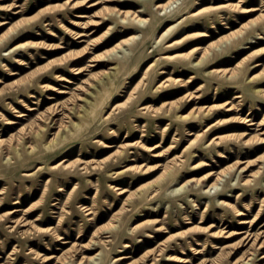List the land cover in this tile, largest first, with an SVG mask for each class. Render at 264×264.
<instances>
[{"label":"rangeland","instance_id":"rangeland-1","mask_svg":"<svg viewBox=\"0 0 264 264\" xmlns=\"http://www.w3.org/2000/svg\"><path fill=\"white\" fill-rule=\"evenodd\" d=\"M154 1L0 0V264H60L61 260L78 264L82 257H95L93 264H231L254 248L247 241H238L241 234L225 237L226 232L251 229L264 239V125L255 131L257 127L242 122L246 117L256 123L264 118V96L253 92L257 84L264 89V77L243 82L263 71L264 16L258 20L259 33L249 29L237 43H228L218 56L210 57L218 63L202 71L173 75L167 59L151 65L165 51L154 43L153 28L159 23L151 6ZM226 1L201 3L198 8L206 11L195 22H207L208 17L220 13L231 23L230 29H219V34L202 40L198 36L204 28L186 31L182 35L189 36L174 52L205 45L259 16L262 10L260 0H245L243 7L259 9L246 15L212 9ZM91 3L96 4L87 8ZM136 8L143 10L146 23L136 25L130 22L131 17L122 23L118 10ZM97 20L104 24L91 25ZM93 29L97 31L88 37L94 40L90 54L81 60L85 43L79 42L76 34ZM207 30L212 31L209 25ZM129 37L134 38L124 46L128 55L104 113L116 104L117 108L106 120L97 117L78 131L68 128L65 141L46 150L44 143L50 134L59 123L69 120L62 113L83 103L81 99L93 82L88 70L76 74L72 67H85L91 63L87 61L90 57L104 54ZM18 44L23 46L11 50ZM256 62L261 65L253 66ZM108 66L95 67L92 72L101 73ZM216 68H235L238 74L228 78L203 72ZM163 70L166 73H160ZM167 77L182 81L155 89ZM60 90L66 93L58 94ZM186 92L199 97L188 100L183 97ZM169 102L174 103L172 113L165 111ZM144 104L153 112L141 113ZM227 104L236 105V109L226 112ZM54 105L63 106L62 110L49 131L34 139L35 149L30 152L22 142L15 152L17 139L42 126ZM28 107L35 110L27 111ZM193 107L199 109L195 118L188 122L175 118V113L186 115ZM206 108L210 112L204 115ZM21 113L26 116L17 117ZM244 131L252 141L243 143L240 135ZM197 134L201 135L196 142L186 148ZM110 143L114 147L106 148ZM153 152L159 156L153 157ZM172 159L174 164H169ZM166 164L170 166L164 173L162 165ZM233 165L239 168L231 169ZM242 167L246 172H240ZM221 169L228 172L226 177L217 189L205 193L204 176ZM173 179L174 189L188 183L172 192ZM110 184L124 193L119 195ZM159 188V194L151 198ZM127 196L129 201H125ZM219 199L229 206L221 205ZM83 207L90 209V215ZM16 209L19 211L10 214ZM237 212L245 215L238 217ZM140 213L144 215L137 217ZM18 217L25 219L26 225L15 226L13 220ZM242 221L248 223L239 224ZM141 222L144 225L133 230ZM160 226L164 232L155 231ZM198 227L201 229L194 231ZM207 227L225 232L212 238ZM147 239L151 242L146 243ZM256 252L245 264H264L260 259L264 248ZM120 257L124 258L115 261Z\"/></svg>","mask_w":264,"mask_h":264},{"label":"bare ground","instance_id":"bare-ground-1","mask_svg":"<svg viewBox=\"0 0 264 264\" xmlns=\"http://www.w3.org/2000/svg\"><path fill=\"white\" fill-rule=\"evenodd\" d=\"M205 1H210V0H155L151 6L153 8H155V13L156 15L159 16L158 18V26H155L153 28V33L156 34V40H155V44H160L162 46V48L165 49V51L163 52V54H158V56L154 59L153 64L157 63L160 59H167L168 63H167V67H172V71L171 74L173 75H181L182 73L188 72V71H198V70H204L205 68H207L209 65L218 63L217 61L211 62L210 57H216L219 54V50L222 49L225 45L226 48H228V43L230 44H235L237 43V40L239 41L240 35L246 31H248L249 29H257L256 31H260V29L257 28L258 25V20L259 18L262 17V15L264 16V13H262V11L264 10V0H260V3L262 6V10L259 16L253 17L248 19L247 21H245L244 23H242L239 28L234 29L232 31H229L225 34H220L216 39L208 42L205 45H195L193 46L189 51H186L184 53H180V52H174L177 51V49L181 48L185 42V40L187 39V35H182V33H185L186 31H189L191 29H195V28H204L206 31L201 32V34H199V38L200 40L202 39H210L212 38L214 35H217L220 33V31L224 30V29H230V27L228 25H231V23L228 24L227 17L224 14H214L215 16H210L208 17V21H202L201 23L199 22H195L197 20L200 19V16L202 14H204V12L206 11L205 8H198V6L205 2ZM226 1V0H225ZM247 3V1L245 0H237L236 3H230L228 0L226 1V3L219 5V6H212V9H215L216 11H218L219 9H227L230 10L231 12H235L241 15H246L249 14L253 11H257L259 10L258 8L254 7V6H250V7H243L242 5ZM96 3H91L89 5H87V8L92 7L93 5H95ZM18 11H14L13 13H17ZM120 17L122 18V23L126 22L127 17H131L130 18V22H133L136 25H144V23H146L147 19L144 18V12L141 9H133V10H123L121 11L120 9L118 10ZM82 17H84V15H81ZM235 16V15H234ZM106 20V19H105ZM186 23H190L189 25ZM104 22L102 20H97L95 23L91 24L93 26H97L100 27L101 25H103ZM220 24V25H218ZM207 25V26H206ZM208 25L211 28V32H208ZM261 28H264V24L263 26H261ZM110 29V25L107 27V31H109ZM220 29V31H219ZM97 31V29H93L91 30L88 34L85 32H77L76 34V38L79 40V42L81 43H85V46L83 48V52L80 53L81 56V60H83V58L85 56H87L90 50V45L93 44L92 39H88L89 35L95 33ZM134 37H129V39H123L121 41H119L118 43H116L112 48L108 49L105 51L104 54H100V55H95L89 58V62L85 67H72L73 70H75L76 74L79 73H83L82 71L84 70H88L89 77L93 78V82L90 83L88 86L89 88L87 89V92H85V97L81 99V103L79 106L77 105H73L70 107V109H67V113H62L63 118H67L69 120H67V122H62L59 123L58 126L56 127V131L53 134H50L52 137L49 140H46L44 143V147L46 150H52L55 147H58L60 144H62L65 139H66V131L67 129H71L74 128L77 131L80 130L83 126H87L89 124L92 123V121L95 118H99L98 120H106L107 118H109V116L111 115V112L117 108V104L114 105L112 108V110L107 114H105V102L108 98H110L112 96V93L116 90V83H117V79H118V75H119V70H120V66L121 64L125 63L126 59V55H128V50L126 48H124V46ZM242 42H239V45H242ZM22 44H18L15 45L14 47L11 48V50H16L19 47H22ZM249 47H246V49ZM238 49H245V48H238ZM171 52V53H169ZM174 52V53H173ZM6 53V52H5ZM8 53V52H7ZM86 53V54H84ZM79 59V60H80ZM177 60V61H176ZM225 62V61H224ZM243 62L239 61L236 64V68L239 66V64H241ZM181 63V66H175L177 64ZM109 66L102 70L101 73L99 72H92V69L95 67H99V66ZM252 64V63H251ZM250 64V65H251ZM249 65V66H250ZM261 64L256 62L255 65L253 66H260ZM165 67V68H167ZM188 67V68H187ZM88 68V69H87ZM191 70H190V69ZM251 67H249L250 69ZM193 69V70H192ZM167 70V69H165ZM163 70L160 73H166V71ZM206 72L207 74L212 73V74H220L221 76H228V78H233L235 77L238 72L236 71L235 68H216V69H211L209 71H203ZM264 77V67H263V71L261 74H256L250 78H247L246 80H244L243 82L245 83L246 81H253L254 79L257 78H263ZM143 79V77H141V79L139 80L138 84L140 83V81ZM181 79L178 77H167L161 81H159L155 87V89H160L162 87H165L168 83L170 82H177V83H181ZM137 86V85H136ZM136 86L134 88H132V90L129 92V97L132 95V91L136 89ZM253 92L257 93V94H261L264 96V89H262L260 87L259 84H257L256 86H253ZM58 94H62V93H66V91L64 90H60L57 92ZM183 97L188 98V100H193V99H197L199 96L197 95H193L191 92H186ZM240 97V96H237ZM173 104L172 102H169L168 104H166L167 108H166V112L167 113H172V108H173ZM54 105L53 108H51V110L49 111V117L47 118V120L41 121L43 122L42 126H38L35 129H32L31 131H28L26 133H24L23 135L20 136V138H18L16 141V143L13 146V150L15 152L18 151V146L20 145V143L23 142L24 146L28 149H30L29 151L32 152L35 148L34 146H32V142L34 141V139H36L37 137H39L43 132L47 133V131H49V127L51 123H53L54 117L55 115H57V112L62 110L61 105ZM60 108V109H58ZM27 111H34L35 108L33 107H28ZM236 109V105L234 104H227L225 111L229 112L232 110ZM141 113H148V112H153L152 109L150 108L149 105H142L140 107ZM204 111V115L208 114L210 112V108H206L203 110ZM199 113V109L196 107H193L189 113H187L186 115H182L179 113H175V118L177 120L180 121H187L190 120L191 118H195L196 115H198ZM251 113L249 112L248 115H250ZM43 115V114H42ZM23 116H26L25 113H21L18 114L17 117L21 118ZM41 116V114H39V117ZM48 116V115H47ZM38 117V116H37ZM43 117V116H42ZM38 119V118H37ZM58 119V118H56ZM244 120H242V122H244L246 124V126H255V128L257 127V129H255V131H260V127L264 125V118L259 121L258 123L254 122L253 119H248L243 118ZM74 120H77L76 122ZM61 121V120H60ZM218 121L216 120L215 123H217ZM215 123H213L212 125H214ZM5 124L9 125V122H6ZM54 125V124H53ZM57 125V124H56ZM54 128V127H53ZM52 129V128H51ZM262 134L264 133L261 132ZM188 134H190L188 132ZM191 135V134H190ZM201 134H197L195 135V138L193 141H190L189 144L186 146V148H190L195 142L196 140L199 138ZM247 135H249V133H246L245 131L240 135L243 139V143H248L250 141H252L251 137L247 138ZM49 136H46V138L48 139ZM218 136L214 137L213 139H211V141L208 143L209 145L215 140L217 139ZM261 143H264L261 142ZM125 145H129V144H125ZM106 148H113L114 146L110 143V144H106L105 146ZM155 147V146H154ZM157 147V146H156ZM153 149V147L151 148ZM131 153V152H130ZM153 157H158L159 155L156 152H153ZM8 159V158H7ZM172 161V162H171ZM169 161V164H174L173 163V159ZM59 164L56 165H52L51 168L54 169L56 168ZM169 164L166 165H162L163 171L164 173L168 172V168H169ZM169 165V166H168ZM161 166V165H160ZM194 167H197V165H194ZM231 169L235 168V165L230 167ZM239 167L235 168L238 169ZM128 167L125 169L127 170ZM240 172H246L245 168H241ZM228 172L226 170H219V171H211L209 173H207L204 176V189H205V193H211V190L213 189H217L218 185L223 181V177H226L225 175ZM112 174H116L115 172ZM121 174V172H117V175ZM250 176L252 177L253 174H250ZM175 178V177H174ZM174 179L171 180V184H170V191H178L180 188L182 189L183 187H185V185L188 182H185L184 184H182L179 188H175L174 189V185L173 184ZM248 182V180H245V183ZM110 188L117 191V193L119 195H122L124 193V190H122L121 188L117 187L116 185H112L110 184ZM173 188V189H172ZM159 189H157L152 197H155L159 194ZM223 194L218 193L217 196H222ZM128 196L125 198V201H129L128 200ZM194 201V200H193ZM218 202L223 205V206H229L228 202L223 200V199H219ZM18 202H14L13 204H16ZM85 210V212H88L87 215H90L91 211H89L90 209L87 208H82ZM19 210H13L10 212V214H14L16 212H18ZM22 212V211H21ZM142 212V211H140ZM147 212V211H146ZM156 212H158L156 210ZM149 213V211L147 212ZM154 213V212H152ZM144 214L140 213L139 216L137 217H141ZM245 214L242 212H237L236 216L241 217L244 216ZM12 218H14L12 216ZM22 218V217H21ZM20 217L16 218L15 220H13V223L16 225H21L23 223H25V219H21ZM12 221V220H11ZM147 221V220H146ZM144 221V223L146 222ZM143 222L133 226V230H135L136 228H140L142 225H144ZM148 223V221L146 222ZM248 223V221H242L239 224H246ZM26 225V223H25ZM231 225V224H230ZM250 226H252V223L249 224ZM11 227V226H10ZM228 225L225 226V228H227ZM13 228V227H11ZM201 228H194V231H199ZM208 232V235L212 238H216L222 235V233H224V229H217V230H212L211 228L207 227L206 229ZM251 229H247L246 231H239V230H235L233 232H226L227 235L225 237H230L233 235H242L241 238L238 240L241 243H244L245 241H247L246 244H249V247H253L254 250H252L249 255H246L241 261L242 264H245L246 261L250 260V256L255 255L257 250L264 248V239H262L263 237H258L257 232H252L250 231ZM156 232H164L163 227H156L155 228ZM205 231V230H203ZM25 232V231H24ZM62 238H58V240H60ZM262 239V240H261ZM151 240L147 239L146 243H150ZM66 242H62V244H64ZM239 245V244H238ZM217 248V247H216ZM251 249V248H250ZM194 253H201L200 251H194ZM248 253V252H247ZM97 255V254H96ZM51 258V257H50ZM124 257H120L115 259L119 260V259H123ZM95 259V257H82L79 261L78 264H93V260ZM172 259V258H171ZM260 259H264V252L261 254V258ZM44 260H47V258H45ZM70 260H61L60 264H68ZM178 261H185L183 259H180ZM234 261L231 264H237L239 263ZM74 262V261H73ZM206 264H216L215 261H211L208 262Z\"/></svg>","mask_w":264,"mask_h":264}]
</instances>
